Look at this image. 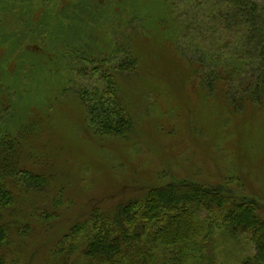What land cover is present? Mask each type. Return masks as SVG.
I'll return each instance as SVG.
<instances>
[{"label": "rangeland", "instance_id": "obj_1", "mask_svg": "<svg viewBox=\"0 0 264 264\" xmlns=\"http://www.w3.org/2000/svg\"><path fill=\"white\" fill-rule=\"evenodd\" d=\"M228 8L229 0H0L2 151L20 140L2 166L25 161L48 184L14 193L13 220L30 228L13 231L1 255L53 264L68 239L74 264H86L82 250L96 233L87 226L73 238L78 223L172 182H228L264 206V103L239 99L236 110L225 92L238 100L240 81L209 84L219 69L243 65ZM118 114L129 125L116 135L104 123L116 126ZM14 177L0 173V183ZM210 248L229 263L256 252L248 234L232 240L222 230Z\"/></svg>", "mask_w": 264, "mask_h": 264}, {"label": "trees", "instance_id": "obj_2", "mask_svg": "<svg viewBox=\"0 0 264 264\" xmlns=\"http://www.w3.org/2000/svg\"><path fill=\"white\" fill-rule=\"evenodd\" d=\"M229 28L240 29L241 56L243 65L226 74L219 69L209 81L212 89L220 84L240 83L242 93L238 100L232 96V88L225 94L233 101V107L241 111L242 100L257 106L264 103V0H229L227 10ZM237 73H242L240 77ZM237 96V95H235ZM234 99V100H233ZM239 99L241 101H239ZM118 102V100L116 99ZM120 104V103H119ZM239 106V107H237ZM120 121L104 123L109 131L118 135L119 124L126 119L118 114ZM124 123L129 125L128 121ZM131 125L129 126V129ZM20 140L10 142L8 152L12 153ZM5 142L0 144V173L6 177L15 174L11 181L0 183V249L9 247L10 234L15 231L25 235L28 222L19 224L13 220L14 193L18 187L26 191H44L48 186L46 175L36 174L25 161H16L17 167L2 166V161L10 159L9 153L2 151ZM12 158V157H11ZM32 164H37L32 158ZM15 164V163H14ZM17 175H19L16 178ZM224 185V184H223ZM214 185L206 187L190 181L172 182L166 186L152 187L139 200L131 199L118 204L114 214L96 208L86 221L78 223L71 236L80 235L84 230L96 233L92 241L86 243L82 257L86 264H264V206L262 202L247 193L236 194L230 183L225 188ZM201 217V220H199ZM222 230L232 240L238 235L248 234L255 247V254L241 262H222L211 253L216 231ZM63 244L51 253L53 264H68L73 259L75 246ZM68 246V247H67ZM66 252L65 255L63 252ZM0 264H18L0 254Z\"/></svg>", "mask_w": 264, "mask_h": 264}]
</instances>
